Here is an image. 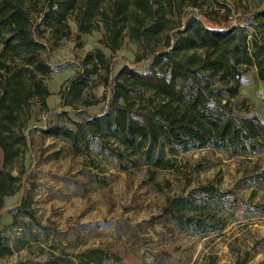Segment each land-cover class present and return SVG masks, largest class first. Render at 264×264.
Masks as SVG:
<instances>
[{
    "label": "trees",
    "instance_id": "obj_1",
    "mask_svg": "<svg viewBox=\"0 0 264 264\" xmlns=\"http://www.w3.org/2000/svg\"><path fill=\"white\" fill-rule=\"evenodd\" d=\"M36 1L0 0V210L19 190L21 172L13 176L10 170L27 148L22 130L31 100L47 110L50 93L40 77L53 68L42 58L45 46L39 39L46 31L57 40L67 38L71 15L77 39L100 23L105 31L100 44L115 53L127 36L140 49L135 62L148 64L142 71L124 65L116 72L105 113L91 116L76 110L73 119L61 110L54 114L55 122L40 131L43 136L67 142L76 156L87 153L98 140L119 161L120 169L127 170L122 163L133 157L132 167L145 166L151 179L158 171L172 170L176 155L194 149L210 147L230 157L264 152V121L235 117L230 103L247 68H254L264 83V8L246 13L243 24L214 30L192 13L200 11L199 16L211 19L201 8L217 0H109L106 7L104 0H44L39 10ZM99 67L105 71L106 86L111 66L97 49L85 56L81 69L59 91L62 108L97 103L84 100L83 94ZM200 189L213 197L212 187ZM196 210L191 196H186L168 198L163 213L179 229L204 234L209 224L191 214ZM16 213L43 229L29 193ZM16 222L17 216L12 224ZM11 254L12 247L0 235V259ZM107 261L121 263L115 254L94 248L74 255L52 253L43 262L24 264Z\"/></svg>",
    "mask_w": 264,
    "mask_h": 264
},
{
    "label": "rangeland",
    "instance_id": "obj_2",
    "mask_svg": "<svg viewBox=\"0 0 264 264\" xmlns=\"http://www.w3.org/2000/svg\"><path fill=\"white\" fill-rule=\"evenodd\" d=\"M34 4L39 10L44 0ZM262 8L264 0H217L201 8L211 19L199 16L200 11L192 14L204 26L224 30L243 24L246 13ZM68 24L67 38L57 40L46 31L39 39L45 46L42 58L53 68L40 77L50 96L45 111L37 100L30 102L22 130L27 148L10 170L13 176L21 172L19 190L4 200L0 210V235L7 239L12 254L1 258L0 264L43 262L52 253L74 255L94 248L115 254L120 264H264V152L230 157L210 147L194 149L176 155L172 170L158 171L151 179L145 166L132 167L133 157L122 163L127 170L120 169L119 161L98 140L87 153L76 156L67 142L41 134L61 110L73 119H77L76 110L91 116L105 113L116 72L124 65L142 71L148 64L135 62L140 49L127 36L121 48L111 53L100 44L105 36L100 23L79 39L73 15ZM97 49L111 66L106 86L102 85L105 71L99 67L84 91V100L97 103L89 108H62L59 91L81 69L85 56ZM230 103L235 117L264 121V83L254 68L244 71ZM203 187L215 190L212 198L201 191ZM26 193L43 229L16 213ZM186 196L197 206L191 214L206 220L208 232L195 235L181 230L163 213L168 198ZM15 216L17 222L12 224Z\"/></svg>",
    "mask_w": 264,
    "mask_h": 264
}]
</instances>
